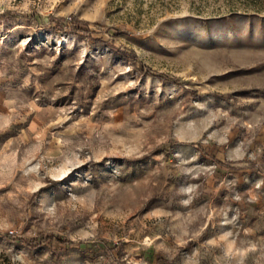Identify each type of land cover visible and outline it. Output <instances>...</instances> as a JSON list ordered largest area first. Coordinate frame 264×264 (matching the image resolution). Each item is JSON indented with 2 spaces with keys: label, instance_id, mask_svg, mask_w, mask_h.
<instances>
[{
  "label": "rangeland",
  "instance_id": "374dc122",
  "mask_svg": "<svg viewBox=\"0 0 264 264\" xmlns=\"http://www.w3.org/2000/svg\"><path fill=\"white\" fill-rule=\"evenodd\" d=\"M0 264H264V0H0Z\"/></svg>",
  "mask_w": 264,
  "mask_h": 264
},
{
  "label": "trees",
  "instance_id": "16d2710c",
  "mask_svg": "<svg viewBox=\"0 0 264 264\" xmlns=\"http://www.w3.org/2000/svg\"><path fill=\"white\" fill-rule=\"evenodd\" d=\"M145 70H147L148 72H150V73H152V74H159L158 72H156V71H153V70H151V69H145Z\"/></svg>",
  "mask_w": 264,
  "mask_h": 264
}]
</instances>
